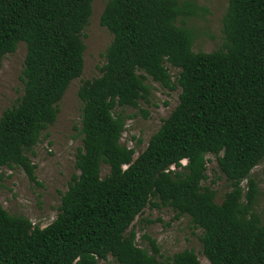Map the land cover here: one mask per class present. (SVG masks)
Masks as SVG:
<instances>
[{"label": "trees", "instance_id": "16d2710c", "mask_svg": "<svg viewBox=\"0 0 264 264\" xmlns=\"http://www.w3.org/2000/svg\"><path fill=\"white\" fill-rule=\"evenodd\" d=\"M94 1L0 0V70L19 44L27 48L23 94L0 117V181L4 168L22 169L42 186L30 154L83 75V32ZM199 11L187 0L108 1L100 23L113 40L101 75L78 90L79 174L45 228L0 202V264H97L109 256L118 264H201L193 250L161 261L150 236L149 248L137 244L132 226L147 207L190 218L203 230L211 264H264L260 188L252 174L264 161V0H229L224 43L209 53L194 51L196 35L186 25ZM166 64L179 71L175 79ZM149 81L181 93L135 159L136 150L122 144L124 110L149 103ZM209 155L230 189L221 203L204 184Z\"/></svg>", "mask_w": 264, "mask_h": 264}, {"label": "rangeland", "instance_id": "374dc122", "mask_svg": "<svg viewBox=\"0 0 264 264\" xmlns=\"http://www.w3.org/2000/svg\"><path fill=\"white\" fill-rule=\"evenodd\" d=\"M108 1L93 2V13L83 32L86 47L83 75L70 85L60 102L56 123L42 133L40 143L34 148L33 154H30L42 186L31 183L22 169L2 170L4 177L0 181V202L3 207L10 214L25 216L34 225H40L42 228L56 220L61 197L68 190L73 177L79 174L75 162L76 154L82 146L79 132L83 104L78 90L85 81L101 75L105 51L113 40L109 31L100 23ZM187 1L194 2L200 8L198 16L186 20L187 27L193 29L196 35L194 51L209 53L219 49L224 43L222 19L229 0ZM26 53V45L21 43L14 54H8L3 59L0 70V117L6 109L16 104L23 94L22 72ZM166 66L175 79L179 71L168 64ZM149 84L152 87L149 103L141 101L139 108L124 110L127 125L122 144L136 150L135 159L146 150L151 137L179 104L180 88L170 91L155 82L149 81ZM207 158L209 179L204 184L218 192L217 202L221 203L225 193L230 190L228 182L224 177H219L216 158L213 155ZM108 172V168L104 167L103 176ZM252 174L260 188L256 211L264 218V161ZM132 229L136 232L137 244L142 248H149L145 236L157 241L164 257L161 261L178 252L193 250L201 264H211L203 254V230L195 229L188 217L177 218L171 208L147 207L136 218ZM97 264L118 263L109 256L107 260Z\"/></svg>", "mask_w": 264, "mask_h": 264}]
</instances>
